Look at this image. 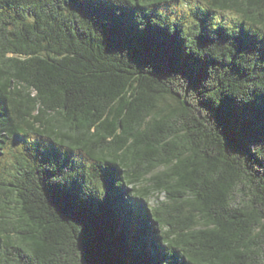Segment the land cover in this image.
<instances>
[{
    "label": "trees",
    "instance_id": "1",
    "mask_svg": "<svg viewBox=\"0 0 264 264\" xmlns=\"http://www.w3.org/2000/svg\"><path fill=\"white\" fill-rule=\"evenodd\" d=\"M0 264H264V0H0Z\"/></svg>",
    "mask_w": 264,
    "mask_h": 264
},
{
    "label": "rangeland",
    "instance_id": "2",
    "mask_svg": "<svg viewBox=\"0 0 264 264\" xmlns=\"http://www.w3.org/2000/svg\"><path fill=\"white\" fill-rule=\"evenodd\" d=\"M148 201L151 207L157 208L162 202L165 201V195L155 194Z\"/></svg>",
    "mask_w": 264,
    "mask_h": 264
}]
</instances>
